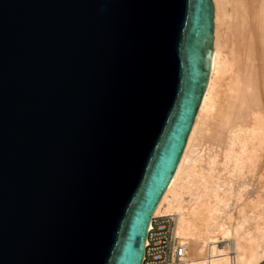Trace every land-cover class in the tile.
I'll return each instance as SVG.
<instances>
[{"label": "water", "instance_id": "1", "mask_svg": "<svg viewBox=\"0 0 264 264\" xmlns=\"http://www.w3.org/2000/svg\"><path fill=\"white\" fill-rule=\"evenodd\" d=\"M212 39V0H0V264H141Z\"/></svg>", "mask_w": 264, "mask_h": 264}, {"label": "bare ground", "instance_id": "2", "mask_svg": "<svg viewBox=\"0 0 264 264\" xmlns=\"http://www.w3.org/2000/svg\"><path fill=\"white\" fill-rule=\"evenodd\" d=\"M212 4L206 86L152 213L173 215V233L185 245L180 264H258L264 259V0Z\"/></svg>", "mask_w": 264, "mask_h": 264}, {"label": "built area", "instance_id": "3", "mask_svg": "<svg viewBox=\"0 0 264 264\" xmlns=\"http://www.w3.org/2000/svg\"><path fill=\"white\" fill-rule=\"evenodd\" d=\"M172 214H151L146 226L141 264H180L184 243L173 233Z\"/></svg>", "mask_w": 264, "mask_h": 264}, {"label": "rangeland", "instance_id": "4", "mask_svg": "<svg viewBox=\"0 0 264 264\" xmlns=\"http://www.w3.org/2000/svg\"><path fill=\"white\" fill-rule=\"evenodd\" d=\"M229 5H227V8H232V4H230V6L228 7ZM230 9H228V10H230ZM207 174H208V171L207 170H204V176H205V178H207ZM258 264H264V259L260 262V263H258Z\"/></svg>", "mask_w": 264, "mask_h": 264}]
</instances>
